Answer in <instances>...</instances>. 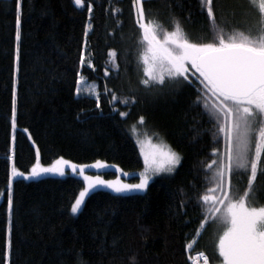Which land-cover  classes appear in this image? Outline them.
Listing matches in <instances>:
<instances>
[{"label": "trees", "instance_id": "trees-1", "mask_svg": "<svg viewBox=\"0 0 264 264\" xmlns=\"http://www.w3.org/2000/svg\"><path fill=\"white\" fill-rule=\"evenodd\" d=\"M93 3V28L86 49L92 65H88L79 62L83 26L88 21L86 0L81 6L73 0H23L17 126L13 129L15 7L14 0H0V252L10 240V264H76L78 259L87 264H130L133 254L139 264H191V247L208 224L200 225L204 216L194 193L217 194L206 192L211 185L205 182L203 171V165L212 159L208 153L216 145L210 143V133L200 132L212 125L193 103L198 95L193 85L159 94L141 87L133 93L144 76L141 54L145 44L141 43L131 0ZM218 4L223 5L225 17L234 26L248 27V21L227 15L233 0H218ZM144 6L149 17L168 30L175 16L193 38L211 35L198 0H144ZM109 8L117 11L112 13ZM110 48L118 53L115 61L109 59ZM77 70L82 80L93 85L95 96L76 92ZM133 94L137 102L125 104L124 98ZM120 112L127 115L121 117ZM141 115L146 118L144 122L138 119ZM132 126L142 134L163 137L181 155L182 162L173 173L155 177L142 192H90L76 214L70 212V207L83 187L82 178L72 174L17 175L13 178L14 203L9 213V155L25 173L36 162L37 150L43 164L61 156L77 163L99 159L136 172L142 169L143 160ZM193 137H198L195 142ZM100 173L113 177L116 171ZM232 185L234 193H242L247 175L241 178V173H236ZM261 185L264 176L257 178V195L249 199V204H264ZM182 200H187L186 211L177 218L174 213ZM197 228L201 229L199 233ZM222 230L210 222L202 236V249L211 264H219L222 259L218 251H213L216 235ZM188 242H192L190 250H185Z\"/></svg>", "mask_w": 264, "mask_h": 264}, {"label": "snow or ice", "instance_id": "snow-or-ice-1", "mask_svg": "<svg viewBox=\"0 0 264 264\" xmlns=\"http://www.w3.org/2000/svg\"><path fill=\"white\" fill-rule=\"evenodd\" d=\"M81 6L85 0H73ZM180 0H177L179 3ZM199 11L209 21L210 36L201 35L193 38L185 30L180 19L173 16L168 30L157 19L150 18L144 6V0H131V8L135 24L139 26L141 43L146 47L141 54L143 61V78L139 79L133 93L142 87L154 90L159 94L168 90L177 91L185 85L196 87L198 95L193 103L200 108L201 115L206 117L212 127L202 128L200 132L211 135L210 143L212 159L203 165L206 173L204 180L211 187L206 192L217 193L207 195L194 193L197 206L204 216L200 225L211 222L217 229H223L215 241L213 251H218L219 264H264V205L250 206L249 199L257 195L256 180L264 176V0H233L229 16H239L248 21L246 29L234 26L225 17L223 5L218 0H198ZM15 21L14 40L16 42L12 72L11 127L17 126L18 72L20 58V41L22 38L23 0H14ZM88 21L83 26V46L79 49V62L92 65L89 55L87 37L93 28L94 3L86 0ZM172 7L171 3L168 5ZM108 11L115 13L116 8ZM190 18V17H189ZM119 24L120 21H117ZM162 34V38H161ZM109 59L115 61L118 53L109 49ZM118 69V65H115ZM107 75V69L105 71ZM76 83H80V72L76 71ZM107 92L108 90L105 89ZM79 93V89H76ZM202 93L203 95H200ZM138 97L133 94L125 97V104H135ZM211 101V102H209ZM96 107L100 108L97 94ZM113 111H117L114 109ZM125 112H120L125 117ZM139 121L144 122L141 115ZM23 131L27 132L28 129ZM198 137H193V142ZM31 140L32 137L29 136ZM222 141V144H221ZM151 152H145L141 146L145 168L139 172L137 183L125 180H107L101 175L90 176L86 168L95 170L112 168L111 165L97 159L92 165L75 164L59 157L53 164L45 167L39 163L40 153L36 152V162L31 165L30 172H21L15 166L14 157H7L9 162L7 198L9 213L13 208V178L17 175L39 176L46 173L65 175L67 165L72 173L81 177L83 187L71 203L70 212L78 213L86 196L90 192L107 188L112 193H137L146 190L153 173H173L181 164V155L169 146L153 145ZM125 177L132 178L130 173L118 167L114 169ZM236 173L247 175V187L243 192H233L232 177ZM195 188V185H193ZM184 191L183 189L181 190ZM260 191H264L261 185ZM191 199V197H189ZM187 200H182L174 215H184ZM254 203V201H253ZM185 221L188 217L185 216ZM197 233L201 231L197 228ZM196 237L193 238L195 240ZM192 242L184 245L190 250ZM11 241L6 240L0 252V264H10ZM192 264H210L209 256L200 251L195 257L188 256ZM130 264H139L135 254L129 257ZM76 264H87L78 259Z\"/></svg>", "mask_w": 264, "mask_h": 264}, {"label": "rangeland", "instance_id": "rangeland-1", "mask_svg": "<svg viewBox=\"0 0 264 264\" xmlns=\"http://www.w3.org/2000/svg\"><path fill=\"white\" fill-rule=\"evenodd\" d=\"M145 47H146V45H145ZM145 47H144V48H145ZM77 88L79 89V93H85V94H90V95H94V96L96 95L95 88L93 87V85L90 84V83H88L87 81L82 80L81 78H80V83L77 84ZM131 130H132V133H133V134L135 133V140H136V143H137V146H138V149H139L140 156H141V158H142V160H143V167H142V169H140L139 171L134 172V171H124V170H122L121 168L118 167V168L121 169L123 172L130 173L132 178H127V177H125L121 172H116V174H115L113 177H104V175L101 174L100 172H102V171H107V170H114L115 168H117L116 165L104 161L106 164L111 165L112 168L101 169V170H95L94 168L88 167V168H86V170H85V171H86V174H88V175H90V176L101 175L104 179H107V180L121 179V180H125V181L128 182V183H137L138 180H139V172L145 168L144 157H143V155L141 154V146L143 147V149H144L145 152H151V151L153 150V147H152L153 145H157V146H164V145H166V146L171 147L170 144H169V143H168L163 137H161V136H155V135H151V134H142L141 131L137 128V126H132V127H131ZM171 148H172V147H171ZM172 149H173V148H172ZM173 150H174V149H173ZM175 151H176V150H175ZM176 152H177V151H176ZM57 159H58V158H56L55 160H57ZM64 159H65V160H69V161H71V162H73V163H75V164H77V165H79V164L92 165V164H94V162H95V161H93V162H88V163H77V162H74V161H72V160H70V159H66V158H64ZM55 160H53V161H52L51 163H49V164H43V163H41L40 161H39V163H40L41 165L47 167V166L53 164V162H54ZM30 171H31V168H30L29 172H30ZM93 171H97V173L99 172V174H96V173L93 172ZM114 171H115V170H114ZM166 173H167V172L153 173V174L151 175L150 181H151L152 179H154L155 177L160 176V175H162V174H166ZM67 174H72V175H74V174L72 173L71 169L66 165V166H65V175H67ZM134 175H137L138 177L135 178V179H133V176H134ZM39 176H64V175H59V174H55V173H46V174H42V175H39ZM80 178H81V177H80ZM150 181H149V182H150ZM83 186H84V185H83ZM103 189H105V190H109V189H107V188H103ZM109 191H111V190H109ZM78 193H79V192H78ZM86 197H87V196H86ZM0 199H1V195H0ZM82 205H83V204H82ZM263 205H264V204H263ZM250 206H255V205H251V204H250ZM78 212H79V211H78ZM209 223H210V222H209ZM209 223L206 225V227H205V228L203 229V231H202V234L199 236V238L197 239V241H196V242L194 243V245L191 247V251L194 250V252H193L192 255H191L192 257H195V254H196L197 252L204 251V250L202 249V236H203V233L207 230V228H208V226H209ZM216 238H218V235H216ZM191 264H192V261H191ZM201 264H202V261H201ZM210 264H211V263H210Z\"/></svg>", "mask_w": 264, "mask_h": 264}]
</instances>
